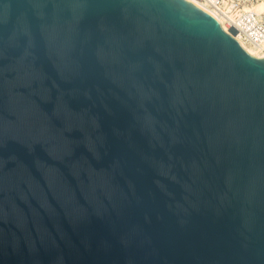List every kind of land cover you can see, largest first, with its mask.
I'll return each mask as SVG.
<instances>
[{
	"label": "water",
	"instance_id": "obj_1",
	"mask_svg": "<svg viewBox=\"0 0 264 264\" xmlns=\"http://www.w3.org/2000/svg\"><path fill=\"white\" fill-rule=\"evenodd\" d=\"M0 264H264V57L188 0H0Z\"/></svg>",
	"mask_w": 264,
	"mask_h": 264
},
{
	"label": "built area",
	"instance_id": "obj_2",
	"mask_svg": "<svg viewBox=\"0 0 264 264\" xmlns=\"http://www.w3.org/2000/svg\"><path fill=\"white\" fill-rule=\"evenodd\" d=\"M188 1L211 14L226 32L234 38L238 37L237 41L255 49L264 57V12L253 10L252 0Z\"/></svg>",
	"mask_w": 264,
	"mask_h": 264
},
{
	"label": "bare ground",
	"instance_id": "obj_3",
	"mask_svg": "<svg viewBox=\"0 0 264 264\" xmlns=\"http://www.w3.org/2000/svg\"><path fill=\"white\" fill-rule=\"evenodd\" d=\"M247 7V6H246ZM252 9L255 10L256 12L262 13L264 12V8L263 9H259L258 7H256L255 5H252ZM238 38V37H237ZM235 38L236 40H239ZM239 42V41H238ZM241 42V41H240ZM239 42V43H240ZM241 46L251 55L255 56V57H262V54H260L258 51H256L255 49L245 45L244 43H240Z\"/></svg>",
	"mask_w": 264,
	"mask_h": 264
},
{
	"label": "rangeland",
	"instance_id": "obj_4",
	"mask_svg": "<svg viewBox=\"0 0 264 264\" xmlns=\"http://www.w3.org/2000/svg\"><path fill=\"white\" fill-rule=\"evenodd\" d=\"M252 4L258 7L259 9L264 8V0H252Z\"/></svg>",
	"mask_w": 264,
	"mask_h": 264
}]
</instances>
